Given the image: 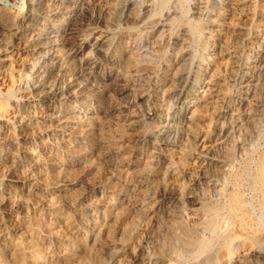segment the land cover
Instances as JSON below:
<instances>
[{
    "label": "rangeland",
    "instance_id": "1",
    "mask_svg": "<svg viewBox=\"0 0 264 264\" xmlns=\"http://www.w3.org/2000/svg\"><path fill=\"white\" fill-rule=\"evenodd\" d=\"M0 49V264H261L264 0H0Z\"/></svg>",
    "mask_w": 264,
    "mask_h": 264
},
{
    "label": "bare ground",
    "instance_id": "2",
    "mask_svg": "<svg viewBox=\"0 0 264 264\" xmlns=\"http://www.w3.org/2000/svg\"><path fill=\"white\" fill-rule=\"evenodd\" d=\"M175 1V0H174ZM178 1V0H177ZM159 2V1H158ZM161 3H163V2H161ZM85 4V3H84ZM160 4V3H159ZM174 4V3H173ZM77 5V4H76ZM165 5V4H164ZM73 6V5H72ZM75 6V5H74ZM76 7V6H75ZM74 9V8H73ZM71 10V12L70 13H72L73 14V12H74V10ZM77 9V8H76ZM162 9V8H161ZM199 9V8H198ZM70 10V9H69ZM147 10V9H146ZM152 10V9H151ZM180 10V9H179ZM192 10V9H191ZM76 11V10H75ZM129 11V10H128ZM162 11V10H161ZM204 11V10H203ZM202 11V12H203ZM77 12V11H76ZM190 12V11H189ZM188 12V13H189ZM69 13V12H68ZM77 14V13H76ZM184 14V13H183ZM182 14V15H183ZM186 14V13H185ZM68 15V14H67ZM71 16L72 15H69V19H71ZM194 16V15H193ZM263 21V20H262ZM71 22V21H70ZM74 23V22H73ZM68 26H69V23H68ZM70 26H71V24H70ZM70 26H69V29H67V31L68 30H70ZM73 26V25H72ZM68 28V27H67ZM164 28V27H163ZM209 30V29H208ZM228 33V32H227ZM40 34V33H39ZM236 34V33H235ZM219 35V34H218ZM60 36V35H59ZM59 36H55V37H59ZM238 38V37H237ZM27 39V38H26ZM55 39V38H54ZM58 39V38H57ZM62 39V38H61ZM79 39V38H78ZM227 39V38H226ZM56 40V39H55ZM46 41V40H45ZM49 41H51V40H49ZM54 41V40H53ZM57 42H59V41H57ZM25 43V42H24ZM55 43V42H54ZM211 43V42H210ZM231 43H232V41H231ZM25 45H27V43L25 44ZM38 45V44H37ZM50 45V44H49ZM73 45V44H72ZM78 45V44H77ZM230 45V44H229ZM75 46V45H74ZM72 48V47H71ZM98 49V48H97ZM105 49V48H104ZM1 50V49H0ZM103 50V49H102ZM81 52H84V49H83V47H81V48H78V46L77 47H75L74 48V50H73V56L74 57H80L79 55L81 54ZM72 53H70V54H72ZM90 53H92V52H90ZM66 55V54H65ZM70 56V55H69ZM91 56H92V54H91ZM147 56V55H146ZM5 57V56H4ZM67 57V56H66ZM77 57V58H78ZM242 57V56H241ZM3 58V57H2ZM68 58V57H67ZM81 58V57H80ZM102 58V57H101ZM169 58V57H168ZM172 58V57H171ZM220 58V57H219ZM64 59V58H63ZM73 59V58H72ZM75 59V58H74ZM217 60V59H216ZM262 58H261V54L259 53V54H254V53H252L251 54V56H250V58H249V69L247 70L248 72H246V74L248 75V76H246V79H249L246 83V88L249 90V89H251L253 86L252 85H250L251 84V80H253V77L254 76H256L257 75V70H258V68H259V66H260V64H261V62H262ZM0 62H1V59H0ZM67 62V61H66ZM69 62V61H68ZM70 63H73V62H70ZM75 63V62H74ZM215 63H217L216 61H215ZM263 63V62H262ZM105 64V63H104ZM213 64H214V62H213ZM248 64V63H247ZM65 65V64H64ZM63 65V66H64ZM182 67V66H181ZM24 70V69H23ZM41 70V69H40ZM89 70V69H88ZM121 70V69H120ZM251 70V71H250ZM253 70V71H252ZM71 71V70H70ZM219 71V70H218ZM259 74V73H258ZM232 75V74H231ZM199 77V76H198ZM209 78V77H208ZM211 78V77H210ZM245 78V77H244ZM197 79V78H196ZM255 79V78H254ZM75 81V80H74ZM182 81V80H181ZM68 82V81H67ZM72 83H73V81H72ZM71 84V83H70ZM69 84V85H70ZM72 85V84H71ZM73 85H75V84H73ZM79 85V84H78ZM67 87V86H66ZM202 87V86H201ZM62 89H64V88H62ZM206 89H207V87L205 86V87H203L202 88V90H201V95H202V97L206 94ZM70 90V89H69ZM196 92V91H195ZM160 95V94H159ZM247 97V96H246ZM41 98V97H40ZM200 97H198V99H199ZM155 100V99H154ZM233 102V101H232ZM188 104V103H187ZM227 104V103H226ZM187 106V105H186ZM188 107L190 108V105H188ZM155 109V108H154ZM188 109V108H187ZM169 110V109H168ZM172 110V109H171ZM195 110V109H194ZM229 110V109H228ZM152 111V110H151ZM239 111V110H238ZM8 114V113H7ZM125 114V113H124ZM3 116V115H2ZM129 116H131V115H129ZM239 116V115H238ZM125 117V116H124ZM127 117V116H126ZM170 122V121H169ZM247 123V122H246ZM174 124V123H173ZM242 124V123H241ZM239 128V127H238ZM166 131V130H165ZM170 138V137H169ZM1 140V139H0ZM211 146V145H210ZM164 147V146H163ZM214 147V146H213ZM195 148V147H194ZM236 149V148H235ZM153 150V149H152ZM157 152V151H156ZM250 153V152H249ZM261 156V155H260ZM259 156V157H260ZM151 160V159H150ZM202 160V159H201ZM147 161V160H146ZM158 163V162H157ZM258 164V163H257ZM261 164V163H260ZM207 166V165H206ZM147 167V166H146ZM149 167V166H148ZM205 168V167H204ZM214 168V167H213ZM151 169V168H150ZM222 169V168H221ZM205 170V169H204ZM251 170V169H250ZM226 171V170H225ZM185 172V171H184ZM260 172H261V175L263 174L264 175V168L263 169H261L260 170ZM128 173V172H127ZM207 173V172H206ZM159 175V174H158ZM260 174H259V176H261ZM199 176V175H198ZM258 177V176H257ZM259 178V177H258ZM261 178V177H260ZM264 178V177H263ZM257 179V178H256ZM263 180V179H262ZM185 182V181H184ZM203 185V184H202ZM207 185V184H206ZM128 186V185H127ZM245 187V186H244ZM225 189V188H224ZM202 190V189H201ZM255 190V189H254ZM246 192V191H245ZM264 192V191H263ZM208 193V192H207ZM260 194V193H259ZM263 195V194H262ZM116 198V197H115ZM250 199V198H249ZM232 202V201H231ZM227 203V202H226ZM252 203V202H251ZM145 204V203H144ZM238 205V204H237ZM152 206V205H151ZM150 206V207H151ZM219 206V205H218ZM245 206V205H244ZM220 210V209H219ZM241 211V210H240ZM243 211V210H242ZM244 212V211H243ZM149 213V212H148ZM226 214V213H225ZM219 215V214H218ZM227 216V215H226ZM220 217V216H219ZM233 217V216H232ZM246 217H247V215H246ZM150 219H151V217H150ZM152 220V219H151ZM261 220V219H260ZM258 221V220H257ZM217 222V221H216ZM245 223V222H244ZM251 225V224H250ZM259 228L258 229H256V230H254L252 233H254V235H255V237H256V239H257V237H259V236H261L262 234L264 235V219H262L260 222H259ZM212 228V227H211ZM250 228V227H249ZM219 230V229H218ZM216 233V232H215ZM253 235V234H252ZM223 239V238H222ZM221 241V240H220ZM256 241V240H255ZM218 245V244H217ZM205 246V245H204ZM262 249L264 250V246L262 247ZM259 255V254H258ZM258 259H261V264H264V254H263V256L262 255H259V257H258ZM254 263V262H253ZM221 264H236V261H234V260H232V259H228V260H225V261H223V262H221Z\"/></svg>",
    "mask_w": 264,
    "mask_h": 264
}]
</instances>
